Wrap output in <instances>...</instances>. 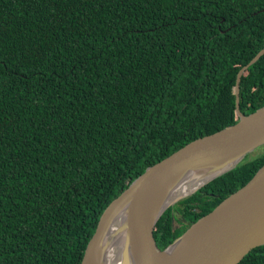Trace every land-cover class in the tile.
Listing matches in <instances>:
<instances>
[{
  "label": "trees",
  "instance_id": "trees-1",
  "mask_svg": "<svg viewBox=\"0 0 264 264\" xmlns=\"http://www.w3.org/2000/svg\"><path fill=\"white\" fill-rule=\"evenodd\" d=\"M263 47L264 0H0V264H80L147 168L238 121V72ZM263 105L264 53L240 81L241 110ZM263 164L169 207L158 247ZM239 264H264V245Z\"/></svg>",
  "mask_w": 264,
  "mask_h": 264
},
{
  "label": "water",
  "instance_id": "water-1",
  "mask_svg": "<svg viewBox=\"0 0 264 264\" xmlns=\"http://www.w3.org/2000/svg\"><path fill=\"white\" fill-rule=\"evenodd\" d=\"M263 53L264 47L238 72L235 89L238 121L185 144L147 168L105 208L80 264L122 205L126 207L125 245L132 248L135 264H239L253 249L264 245V164L244 186L223 199L164 250L154 237L156 225L169 207L196 193L264 145V105L249 114L240 108L241 76ZM216 164L229 166L207 179L198 190L158 210L157 195L171 179L183 171ZM196 228L198 231L179 256L168 259L166 251Z\"/></svg>",
  "mask_w": 264,
  "mask_h": 264
},
{
  "label": "bare ground",
  "instance_id": "bare-ground-1",
  "mask_svg": "<svg viewBox=\"0 0 264 264\" xmlns=\"http://www.w3.org/2000/svg\"><path fill=\"white\" fill-rule=\"evenodd\" d=\"M229 166V165H228ZM216 164L196 170H186L173 179L157 195V208L162 210L169 204L198 190L210 177L228 167ZM126 207L122 205L108 223L101 239L97 241L83 264H135L132 248L125 245ZM198 231L192 230L178 240L167 251L166 256L174 260Z\"/></svg>",
  "mask_w": 264,
  "mask_h": 264
},
{
  "label": "rangeland",
  "instance_id": "rangeland-1",
  "mask_svg": "<svg viewBox=\"0 0 264 264\" xmlns=\"http://www.w3.org/2000/svg\"><path fill=\"white\" fill-rule=\"evenodd\" d=\"M264 150V145H262L261 147H259V148H257L256 150H254L253 152H251L250 154H249V156L250 157H252V156H254V155H256V154H258V153H260L261 151H263ZM178 202H176L175 204H177ZM174 204V205H175ZM173 206V205H172ZM176 226H177V224H175ZM187 231V230H186Z\"/></svg>",
  "mask_w": 264,
  "mask_h": 264
}]
</instances>
